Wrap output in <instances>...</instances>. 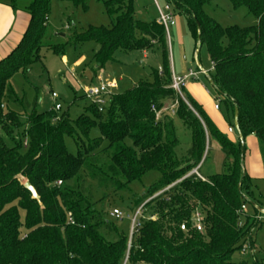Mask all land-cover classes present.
Wrapping results in <instances>:
<instances>
[{
  "label": "trees",
  "instance_id": "obj_1",
  "mask_svg": "<svg viewBox=\"0 0 264 264\" xmlns=\"http://www.w3.org/2000/svg\"><path fill=\"white\" fill-rule=\"evenodd\" d=\"M51 1L30 0L22 7L28 26L0 60V264H121L126 254L127 264H248L226 261L260 224L254 217L241 224L242 191L249 192L252 181L243 170L244 147L222 134L183 87L182 97L171 88L167 35L156 21L134 19L135 0H98L116 15L115 22L110 28L73 31L66 44L93 42L90 62L100 67L117 50L156 47L161 67L152 71L151 81L111 94L101 111L92 103L73 121L50 109L39 113L36 98L29 103L17 96L11 80L40 61ZM57 1L86 9L88 0ZM213 1L167 4L186 18L196 42L204 45L213 69L211 85L224 99L227 120L232 116L241 138L255 136L264 152V0H227L233 9L245 7L255 20L227 28L206 15L204 8ZM48 47L63 53L62 45ZM165 102L191 133L181 161L172 119L162 113ZM93 129L96 138L90 137ZM67 140L74 153L67 150ZM212 144L223 155L222 172L204 180L188 175L196 168L199 174ZM149 171L160 177L136 202L135 212L149 208L151 217L140 216L129 238L102 206L111 193L128 192ZM93 189L100 193L97 200ZM194 211L203 218L201 232L191 227Z\"/></svg>",
  "mask_w": 264,
  "mask_h": 264
},
{
  "label": "rangeland",
  "instance_id": "obj_2",
  "mask_svg": "<svg viewBox=\"0 0 264 264\" xmlns=\"http://www.w3.org/2000/svg\"><path fill=\"white\" fill-rule=\"evenodd\" d=\"M28 2L30 0H15L14 4L16 8H21ZM156 3L164 10L167 0L133 2L134 19L140 22L156 21L158 19ZM171 11L176 25L168 30L167 43L171 62L173 61L177 68L176 74L178 75L180 72L182 63L185 72L189 70L196 72L200 66L203 70L210 71L212 76V65L204 45H199L196 42L186 18L173 8ZM204 11L222 28L234 25L245 27L255 23L254 18L248 14L245 7L240 6L233 9L227 0H214L204 8ZM115 19L116 15L108 14L98 0H88L86 9L74 8L70 4L52 0L47 30L41 42L43 47L40 50V61L32 64L24 73L18 72L11 80V85L17 96H25L29 103L36 98L38 103L36 110L39 113L47 111L54 104H59L61 107L59 114H65L73 121L83 115L94 102V99L85 94L87 89L115 82L117 88L110 92L118 94L129 90L140 82L151 81L152 71H158L161 67V53L156 47L146 51L117 50L111 59L100 67L90 62L93 51L96 49L93 42H84L75 46L66 44L71 32H84L90 26L110 28ZM53 45H62L63 53L55 54L48 47ZM182 57L185 60H182ZM196 83L199 84L197 81ZM203 84L206 85L210 93L208 97L211 99L212 105L215 103L220 107V110L215 114L217 121L221 124L220 132L224 133L235 145L242 144L244 147L243 170L252 181L249 192L242 191L245 197L242 200L245 210L241 217V224L245 223V217H254L255 219L252 220L260 221V224L251 228L249 236L241 243L242 248L233 252L226 261L248 264L255 261L264 262V152H262L255 136H248L244 138V143H241L235 128L232 133L226 131L228 125L234 124V120L232 116L229 117V121L226 118L224 99L218 96L212 85L205 81ZM183 90L186 95L187 90ZM51 93L56 95L55 101L51 98ZM164 106L162 113L171 117L178 141L175 148L176 158L178 161L184 160L191 144L190 130L182 120L173 116L171 112L173 107L170 102H165ZM98 136L97 129H93L90 137ZM66 148L71 153L75 152V145L70 140L66 141ZM222 159L221 151L212 144L208 156L201 164L199 174L206 178L221 173ZM159 177L158 172L149 171L140 180L132 182L128 192L111 193L107 197L102 206L103 210L109 215L113 209H118L122 214L121 219L115 221L119 231L129 236L136 202L140 201L143 194L157 182ZM20 180L22 181V179ZM92 191L95 199H99L100 193L95 189ZM140 216L146 219L150 218V209L145 210Z\"/></svg>",
  "mask_w": 264,
  "mask_h": 264
},
{
  "label": "crops",
  "instance_id": "obj_3",
  "mask_svg": "<svg viewBox=\"0 0 264 264\" xmlns=\"http://www.w3.org/2000/svg\"><path fill=\"white\" fill-rule=\"evenodd\" d=\"M11 2L12 0H0V60L5 58L17 46V44L19 43L29 23V15L26 14L22 10L23 6L21 8L14 9L11 6ZM175 25H176V22H175ZM175 25L172 27H175ZM182 60H185L184 57H182ZM170 65H171L172 77H175V78L185 77L187 73L191 71L189 70L185 72V68L181 63V66L179 69L180 72L177 75L176 74L177 68L175 66V63L173 61L171 62V59H170ZM202 71H204L206 74H204ZM195 73H197V76L187 78L185 80V84L183 88L186 89L187 94L197 104H199L202 107V109L204 110L208 118L211 120V122L216 126V128L218 130H219V127L220 129H222L220 126L221 124H219L215 116L216 111H219L220 107L217 110L214 108L216 104L214 103L212 105L211 99H209L208 97L210 93L207 90L206 85L203 84L205 81L207 84L211 85L210 71L203 70L199 66V70L196 71ZM196 81L199 82V84L196 83ZM188 82H193V83H188ZM234 128L236 130V134H237L239 142L244 143V139L241 138V136L239 135L236 129L235 121L231 128L228 125L226 131L229 132L228 129H231L229 133H232Z\"/></svg>",
  "mask_w": 264,
  "mask_h": 264
},
{
  "label": "built area",
  "instance_id": "obj_4",
  "mask_svg": "<svg viewBox=\"0 0 264 264\" xmlns=\"http://www.w3.org/2000/svg\"><path fill=\"white\" fill-rule=\"evenodd\" d=\"M138 1V0H135ZM157 11H158V19L156 20V23L160 26L163 27L167 37H168V30L170 29V27L175 25V20H174V15L173 12L171 11L172 7L170 4H166L164 7V10H162L157 3L155 4ZM204 74H206L204 71H202ZM197 73L189 71L187 73V75L185 77L182 78H175L172 77V84H171V88L173 90H175L180 96V89L184 86L185 84V80L187 78H191V77H196ZM100 79V78H99ZM117 88V84L115 82H110L107 84H101L99 86L93 87L91 89H87L85 91V94L89 97L94 99L93 104L96 105V107L98 108V110H102L103 106L106 104V98L109 97L111 95L110 90L112 89H116ZM182 97V96H181ZM51 98L55 101L56 100V95L54 93H51ZM214 108L217 110L218 109V105L216 104L214 106ZM50 110L58 113L61 110V107L59 104H54L52 105L50 108ZM228 131L230 132L231 129H228ZM26 146V141L24 142V147ZM194 174L196 175L199 179L204 180L200 174H198L197 172V168L194 169L191 173H189L188 175ZM60 184V183H59ZM245 208L244 206L241 207V211H244ZM140 215V208L135 212L134 217L132 218L131 221V228H130V233H129V238L131 237L132 233L135 231L136 227L138 226V217ZM122 217L121 212L118 209H113L110 213H109V218L113 219V220H120ZM153 219V218H151ZM69 223L73 224L70 216H69ZM190 224L192 229H194L197 232H201L203 231L204 227H203V218L200 215L199 212L194 211L191 215V219H190ZM180 230L181 231H187V227L185 224H181L180 225ZM127 259L128 256L126 254L123 262L121 264H127Z\"/></svg>",
  "mask_w": 264,
  "mask_h": 264
},
{
  "label": "water",
  "instance_id": "obj_5",
  "mask_svg": "<svg viewBox=\"0 0 264 264\" xmlns=\"http://www.w3.org/2000/svg\"><path fill=\"white\" fill-rule=\"evenodd\" d=\"M196 25L198 28L199 27L198 23H196ZM235 115H236V113H235ZM24 187L31 193L33 198L37 199V195L35 193V190L33 189V187L28 182H25Z\"/></svg>",
  "mask_w": 264,
  "mask_h": 264
}]
</instances>
